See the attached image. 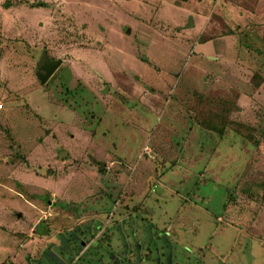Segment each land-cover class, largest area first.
Segmentation results:
<instances>
[{"label":"rangeland","instance_id":"rangeland-1","mask_svg":"<svg viewBox=\"0 0 264 264\" xmlns=\"http://www.w3.org/2000/svg\"><path fill=\"white\" fill-rule=\"evenodd\" d=\"M258 2L0 0V264H264Z\"/></svg>","mask_w":264,"mask_h":264},{"label":"water","instance_id":"water-1","mask_svg":"<svg viewBox=\"0 0 264 264\" xmlns=\"http://www.w3.org/2000/svg\"><path fill=\"white\" fill-rule=\"evenodd\" d=\"M62 64V61H51L46 59L43 64L40 66V73L38 74V79L42 84H45L46 81L57 71L59 66ZM20 217V215H18Z\"/></svg>","mask_w":264,"mask_h":264},{"label":"trees","instance_id":"trees-1","mask_svg":"<svg viewBox=\"0 0 264 264\" xmlns=\"http://www.w3.org/2000/svg\"><path fill=\"white\" fill-rule=\"evenodd\" d=\"M43 6H44V7H46V8H48V7H49V5H47V4H43Z\"/></svg>","mask_w":264,"mask_h":264},{"label":"crops","instance_id":"crops-1","mask_svg":"<svg viewBox=\"0 0 264 264\" xmlns=\"http://www.w3.org/2000/svg\"><path fill=\"white\" fill-rule=\"evenodd\" d=\"M261 2V0H259V2H258V5H259V3ZM229 14V13H228ZM239 14V13H238Z\"/></svg>","mask_w":264,"mask_h":264},{"label":"built area","instance_id":"built-area-1","mask_svg":"<svg viewBox=\"0 0 264 264\" xmlns=\"http://www.w3.org/2000/svg\"><path fill=\"white\" fill-rule=\"evenodd\" d=\"M0 109H1V106H0Z\"/></svg>","mask_w":264,"mask_h":264}]
</instances>
